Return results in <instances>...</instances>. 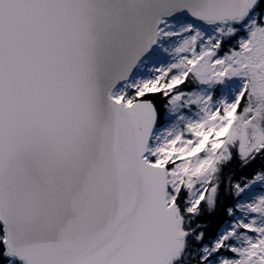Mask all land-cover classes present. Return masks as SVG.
<instances>
[{
	"label": "snow or ice",
	"instance_id": "6c2138e0",
	"mask_svg": "<svg viewBox=\"0 0 264 264\" xmlns=\"http://www.w3.org/2000/svg\"><path fill=\"white\" fill-rule=\"evenodd\" d=\"M0 264H264V0H0Z\"/></svg>",
	"mask_w": 264,
	"mask_h": 264
}]
</instances>
